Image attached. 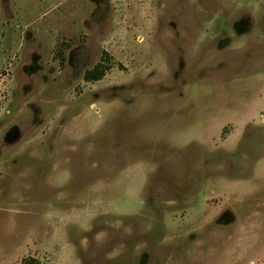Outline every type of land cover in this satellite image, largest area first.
Here are the masks:
<instances>
[{"label": "rangeland", "instance_id": "1", "mask_svg": "<svg viewBox=\"0 0 264 264\" xmlns=\"http://www.w3.org/2000/svg\"><path fill=\"white\" fill-rule=\"evenodd\" d=\"M28 257L264 264V0H0V264Z\"/></svg>", "mask_w": 264, "mask_h": 264}, {"label": "trees", "instance_id": "2", "mask_svg": "<svg viewBox=\"0 0 264 264\" xmlns=\"http://www.w3.org/2000/svg\"><path fill=\"white\" fill-rule=\"evenodd\" d=\"M106 73V68L103 64H97L93 69L85 73L84 79L86 82H98ZM21 264H40L39 261L34 257H28L23 260Z\"/></svg>", "mask_w": 264, "mask_h": 264}]
</instances>
